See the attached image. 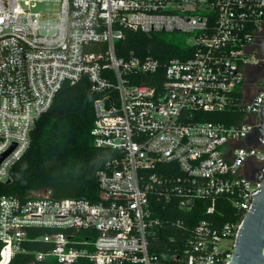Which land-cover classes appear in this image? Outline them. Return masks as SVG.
I'll use <instances>...</instances> for the list:
<instances>
[{
  "label": "built area",
  "instance_id": "2783aa9c",
  "mask_svg": "<svg viewBox=\"0 0 264 264\" xmlns=\"http://www.w3.org/2000/svg\"><path fill=\"white\" fill-rule=\"evenodd\" d=\"M43 1L0 0V155L13 146L0 179L28 150L63 84L83 77L96 94L93 143L114 155L97 171V200L2 196L0 264L17 252L33 253L27 264H230L264 172V139H249L264 83L253 98L245 85L248 66L264 58L256 47L264 42V0H58L47 12L37 9ZM127 30L180 32L184 46L162 63L117 46ZM197 110L243 117L198 120ZM154 196H178L183 209L206 199L208 216L182 242L154 252ZM218 198L230 219L213 215ZM37 228L46 231L32 237ZM30 240L49 247L30 249Z\"/></svg>",
  "mask_w": 264,
  "mask_h": 264
},
{
  "label": "trees",
  "instance_id": "16d2710c",
  "mask_svg": "<svg viewBox=\"0 0 264 264\" xmlns=\"http://www.w3.org/2000/svg\"><path fill=\"white\" fill-rule=\"evenodd\" d=\"M126 50H142L152 54L164 63L169 57L179 55L184 46L183 36L157 32L151 35L140 31H126L124 39L117 42ZM118 53L121 54L120 48ZM164 67L157 72L163 77ZM148 77V75L146 76ZM150 83V80H140ZM96 94L90 89L87 77L75 83L65 82L56 94L51 106L38 118L31 132L28 150L10 169V180L0 179V198L4 195L28 197L35 192H47L54 198L76 197L92 201L99 198L97 171L106 166L114 151L98 147L93 143L91 130L94 124L93 101ZM195 119L237 123L243 113L240 110L195 111ZM162 199V200H161ZM154 196L151 207L160 223L155 227L156 236L151 238V250L162 252L173 242H182L191 235L195 225L207 217L210 202L197 199L193 207L183 209L178 196L169 202ZM213 215L220 220L231 218L232 210L223 198L217 199ZM44 228L30 229V235H41ZM30 249H47L49 244L41 240L26 242ZM33 253L17 252L9 264H27L33 261ZM36 264H45L37 262Z\"/></svg>",
  "mask_w": 264,
  "mask_h": 264
},
{
  "label": "water",
  "instance_id": "95a60500",
  "mask_svg": "<svg viewBox=\"0 0 264 264\" xmlns=\"http://www.w3.org/2000/svg\"><path fill=\"white\" fill-rule=\"evenodd\" d=\"M262 55L264 56V42L262 44ZM261 117L262 138L264 139V105ZM12 148L13 146L0 155V163ZM258 178L261 184L260 187L251 192L255 199L252 208L246 213L242 221L234 256L230 264H264V172ZM7 180L9 181L10 178Z\"/></svg>",
  "mask_w": 264,
  "mask_h": 264
},
{
  "label": "flooded vegetation",
  "instance_id": "af4514ba",
  "mask_svg": "<svg viewBox=\"0 0 264 264\" xmlns=\"http://www.w3.org/2000/svg\"><path fill=\"white\" fill-rule=\"evenodd\" d=\"M262 44L263 42L260 41L256 45L260 57H262ZM263 83H264V58H261L257 60V62L252 63L248 66L246 79H245V85H246L248 97L253 98L257 94ZM261 124H262V117L260 123L254 126L250 132L249 139L251 141H256L258 140V138H262L263 130L261 128ZM247 165L252 168L256 167L255 160L253 158L249 159Z\"/></svg>",
  "mask_w": 264,
  "mask_h": 264
},
{
  "label": "rangeland",
  "instance_id": "374dc122",
  "mask_svg": "<svg viewBox=\"0 0 264 264\" xmlns=\"http://www.w3.org/2000/svg\"><path fill=\"white\" fill-rule=\"evenodd\" d=\"M58 4H59L58 0H44L43 2H39L38 3L37 9L45 11V12H47V11H55V10L58 9ZM181 34L182 33H180V32L169 33L170 37H172V36H176V37L182 36L183 34L182 35Z\"/></svg>",
  "mask_w": 264,
  "mask_h": 264
}]
</instances>
